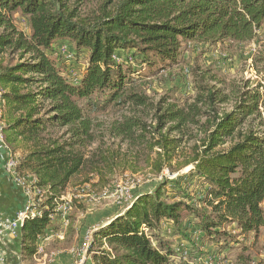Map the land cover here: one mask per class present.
<instances>
[{
  "label": "trees",
  "instance_id": "1",
  "mask_svg": "<svg viewBox=\"0 0 264 264\" xmlns=\"http://www.w3.org/2000/svg\"><path fill=\"white\" fill-rule=\"evenodd\" d=\"M15 15L27 32L17 27ZM261 28L264 0H0L2 135L17 154V174L32 175L48 193L41 215L17 230L21 259L37 257L39 239L58 228L48 219L51 203L66 193L73 177L88 173L83 183L110 187H98L104 184L105 156L89 151L96 139L89 114L108 108L133 109V116L113 125L121 142L157 135L150 144L158 151L157 175L164 165L170 174L192 169L151 191H137L131 206L94 229L86 252L92 264H188L173 261V249L153 244L148 235L163 223L183 225V213L196 227L187 242L191 258L206 244L209 251H228L236 243L233 236L257 239L264 228V55L256 59L261 81H244L227 92L213 85L220 81L206 78L205 70L194 78V95L181 105L165 99L150 103L146 79L178 68L183 45L242 48L255 42ZM63 44L72 51L71 60L58 52ZM224 104L231 108L220 110ZM151 112L153 131L138 116ZM65 127L66 139L47 135ZM186 128L202 138L193 156L173 171L172 154L183 137L171 135L183 136ZM194 178L202 183L196 193L188 189ZM81 204L74 201L73 207ZM178 230L186 239L187 225Z\"/></svg>",
  "mask_w": 264,
  "mask_h": 264
},
{
  "label": "rangeland",
  "instance_id": "2",
  "mask_svg": "<svg viewBox=\"0 0 264 264\" xmlns=\"http://www.w3.org/2000/svg\"><path fill=\"white\" fill-rule=\"evenodd\" d=\"M15 20L17 27L27 32V26L21 17L15 15ZM259 55H264V28H261L257 32L255 42L246 44L242 48L229 46L228 44H219L215 47L199 46L198 49H196L183 45L179 67L167 71L168 73L166 76L165 73H162L161 76L158 75L157 78L150 79L151 77H149V79H146V81L148 80L146 95L150 103L153 104H156L161 99H165L168 105H181L186 97H192L194 95L192 86L194 78L205 70H209L206 78L214 77L216 81L220 82H212V84L216 87L225 89L227 92L234 87H240L244 81L256 84L262 80L261 75L257 73L261 68V65L256 62ZM73 68V70L78 69L75 65ZM184 70L187 72L185 73ZM155 71V68L153 70H148V75L153 74ZM209 83L211 84V82ZM219 107L220 110L228 111L231 108V104H224ZM131 110L133 109L124 108L120 110L108 108L102 112L91 110L89 114L93 123L92 132L96 136L89 151H100L107 161V165H103L101 168L104 184L98 185V187H102V185L113 187L123 181L125 177H128L138 181V186L133 191H151L158 183L164 179H169L172 175L177 176L189 173L192 166L181 168L179 171L170 174V167L164 165L159 175H157L153 166L154 162L159 159L158 151L150 148V144L153 142L152 138L155 139L157 137L156 134H154V136L146 134L144 141H137L138 143L135 142V144H131L129 141L121 142L119 138L114 136L112 132L113 125L120 122L123 116H133ZM138 116H140L142 121L148 126L149 131L154 130L155 120H153L152 112L147 115L139 113ZM68 129L69 127L54 128L50 130L47 135L51 138L61 137L63 140L68 137L65 136ZM139 130L142 131L141 128ZM139 132H137L136 135H140ZM184 132L183 136L178 134L171 135V137H183L182 146L172 154L170 165L173 171H176L187 159L193 156L198 141L202 138L201 133L196 134L193 128H186ZM161 155L163 160L166 159L163 152ZM88 177V173L73 177L66 192L70 193L71 190L81 185ZM201 186V180L194 178V181L189 184L188 189L190 192L193 191V193H196V190H202ZM79 207L80 209L78 205L73 207L70 215L71 225L77 224L81 218L83 219V217L88 216L91 217L90 219L87 218L86 228L88 229L101 226L119 211H124L115 208L110 201L106 200L91 205L81 204ZM183 215L184 224L175 227V229L170 223H167L169 224L168 226L166 223H163L160 229L148 232V235L153 240V244H157L160 241L168 244V246L173 249L175 244L180 241L187 243L189 240H192L195 237V222L192 218H188L187 220V216H185L184 213ZM188 222L191 224H187ZM186 225L187 230L184 231L186 239H183L181 236L182 233H180L178 228H184ZM165 226L170 227V234L164 230ZM232 229V227L227 228L228 231ZM55 230L62 231L60 227ZM67 231L70 232V229L67 228ZM232 240L236 243L226 252L222 251L221 253L217 248H214L213 251H209V245L206 244L200 247L199 252H194L193 254L195 257H202L216 253L224 256L228 260L238 263L246 260L257 262L264 261V228L260 230L257 239L253 237V234H250L245 239L233 236ZM239 256L244 257V259H239ZM32 264L36 263L34 262Z\"/></svg>",
  "mask_w": 264,
  "mask_h": 264
},
{
  "label": "built area",
  "instance_id": "3",
  "mask_svg": "<svg viewBox=\"0 0 264 264\" xmlns=\"http://www.w3.org/2000/svg\"><path fill=\"white\" fill-rule=\"evenodd\" d=\"M57 50L66 60H71L73 58V53L66 44L59 46ZM184 72L186 73L187 71L184 70ZM3 106L4 102L0 101V159L2 169L4 173L13 182H15L18 187H20L26 197V204L23 210L19 212L14 219L3 220L0 222V235L8 233L14 236L26 219L41 215V211L39 209L45 208L44 197L48 195V193L37 186V180L32 175L17 174V154L13 153L8 148L2 135L3 122L1 120V114ZM175 177V175H172L169 179L172 180L175 179ZM137 186L138 181L128 177H125L123 181L113 187H106L103 189L94 188L93 183L89 182L75 187L70 193L66 192L59 199H54L51 203V212L48 214V219L50 220V224L54 226L58 225L62 231L49 229L43 237L39 239V245L37 248L38 254L44 256L46 260L52 259L53 254L50 253L46 255L43 251V247L44 245L51 243L54 239H62L63 230L67 229L70 224V215L73 210L74 201L85 205H91L106 200L110 201L115 208L125 210L136 200L137 193L133 190H135ZM168 225L169 224H167V226ZM164 230L169 234L171 232L170 227L165 226ZM92 232L93 229H88L83 235L82 251H84V253L88 250V246L92 239ZM75 251L76 250L73 252ZM173 251L174 254L172 255V260L175 262L185 261L188 264H243L233 262L218 254H208L202 257L196 256L195 258H191V251L188 244L182 241L175 244ZM5 258V254L0 252V264H5ZM81 261L82 260H80L77 264H80ZM256 263L264 264V261L257 262L252 260L245 264Z\"/></svg>",
  "mask_w": 264,
  "mask_h": 264
},
{
  "label": "crops",
  "instance_id": "4",
  "mask_svg": "<svg viewBox=\"0 0 264 264\" xmlns=\"http://www.w3.org/2000/svg\"><path fill=\"white\" fill-rule=\"evenodd\" d=\"M25 204L26 197L24 193L20 187L4 173L0 159V222L14 219L17 214L23 210ZM115 215H113V217ZM87 218L90 219L91 217H83L77 224L68 227L70 232L67 231V229L63 230L62 239H54L51 243L44 245V253L46 255L50 253L53 254L51 260H46L44 256L38 254L34 259L24 261L21 259V238L19 232L14 236L8 233L0 235V252L4 253L6 256L5 264H32L34 262L36 264H77L80 260H82L80 264H91L90 258L86 255V252L84 253V251H82L83 235L85 231L88 230V228H86ZM57 226L58 225L55 227ZM98 227L99 226H96L92 229L94 230ZM80 248L81 250H79ZM74 250H76V253L73 252Z\"/></svg>",
  "mask_w": 264,
  "mask_h": 264
}]
</instances>
